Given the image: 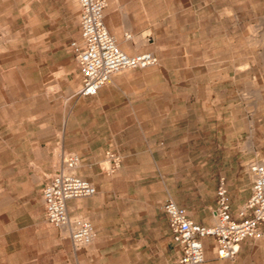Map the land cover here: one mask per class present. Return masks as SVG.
I'll return each mask as SVG.
<instances>
[{
  "label": "rangeland",
  "instance_id": "374dc122",
  "mask_svg": "<svg viewBox=\"0 0 264 264\" xmlns=\"http://www.w3.org/2000/svg\"><path fill=\"white\" fill-rule=\"evenodd\" d=\"M146 2L154 12L144 16L149 49L177 67L153 110L140 113L165 121L145 129L166 153L160 172L127 166L100 196L105 238L99 250L97 239L87 248L91 264H178L163 195L210 213L220 176L233 203L250 191L248 164L258 152L248 147L258 144L251 122L264 112V0ZM78 14L75 0H0V264H74L66 234L41 222L40 190L61 162L76 101L78 84L62 66H77L69 46L80 38ZM142 84L135 78L128 87ZM127 107L122 120L135 118ZM98 165L105 172L106 157Z\"/></svg>",
  "mask_w": 264,
  "mask_h": 264
},
{
  "label": "crops",
  "instance_id": "0c3cea01",
  "mask_svg": "<svg viewBox=\"0 0 264 264\" xmlns=\"http://www.w3.org/2000/svg\"><path fill=\"white\" fill-rule=\"evenodd\" d=\"M148 6L149 4L146 0H107L105 8L107 28L116 36L120 47L128 53L133 54L150 50L149 45L155 43V40L151 43L146 38V35H144V31H148L144 22V16L154 13L147 10ZM127 35H130V37H127ZM150 51H153L157 55L154 50ZM158 59L159 63L157 65L130 69L116 74L112 81L103 86L96 95L76 98L75 103L66 114L67 118L64 122V134L61 141L62 148L66 151L76 152L79 155L80 166L76 168V173L92 181L98 190L97 195L70 200L69 208L73 214L88 215L87 217L93 222L97 232V250L101 248L100 244H103L101 241L105 238L103 227L97 218V211L100 207L98 202L104 192L115 190V177L127 166L147 168L153 174L155 170L161 171V158L166 153L165 143L160 140L158 141L157 136L148 134L145 128L163 125L165 121L149 117L142 118L140 115L142 111L153 110L154 101L156 100L155 95L158 96L163 92H167L162 91L161 85L164 84L167 87L169 83L168 73L171 70L176 71L177 69V67L166 65L169 60L159 57ZM62 67L64 68V78L69 79L71 76L72 85L78 84V87L72 93L74 96L81 83L78 65L72 68H68L66 65ZM135 78L143 82L142 86L129 89V83ZM258 98L261 101L264 100V96L260 95ZM122 102L128 104L126 110L129 112L133 111L135 118L122 120ZM262 106L264 107V103ZM251 126H254L252 135L256 137L258 144L255 145V141L253 140L252 142L250 139L248 147L252 149L254 146H257L258 152L254 157L255 159L260 158V154L264 155V148L259 144V141H264L261 138L263 137L262 133H264L261 128L264 126V112L258 116L255 125L254 121H252ZM50 146L49 144V147H47L48 153H50ZM107 151H117L122 156L120 168L113 173L102 172L98 165L99 160L106 156ZM47 169L51 170L48 167ZM221 177L224 176H220L218 179L216 200L217 188ZM46 182L47 180L43 182V186ZM226 184L229 190L228 180H226ZM251 187L252 177L249 193L246 196L240 195L236 197L234 199L235 203L231 199L232 213L235 217L238 216L239 207L250 196ZM169 196H172L179 204L185 206L197 222L207 225L212 223L211 210L210 213L207 211L203 213L195 208H189L190 205L187 201L176 198L169 190L162 197L161 208ZM40 203L45 211L41 196ZM213 207L211 206L210 209ZM162 211L165 215L169 238L178 247V263L182 250L173 237L167 214L163 208ZM41 222L50 224L46 221L45 213ZM261 228L263 235L260 238H247L241 242L239 254L234 260L218 257L214 252L213 237H205L206 260L201 264H264V223L261 225ZM70 247V259L74 261V264H78V262L91 264V256L93 255L91 251L85 248L75 252L71 243Z\"/></svg>",
  "mask_w": 264,
  "mask_h": 264
},
{
  "label": "built area",
  "instance_id": "2783aa9c",
  "mask_svg": "<svg viewBox=\"0 0 264 264\" xmlns=\"http://www.w3.org/2000/svg\"><path fill=\"white\" fill-rule=\"evenodd\" d=\"M75 1L81 33L80 38L73 40L69 47L75 55L81 83L74 97L94 96L116 74L159 63L153 51L131 54L120 47L105 22L107 0ZM61 155L58 168L42 187L41 200L45 207L46 221L59 227L70 240L73 250L78 252L95 242L97 232L88 217L70 211L69 201L93 196L97 193V187L76 173V168L80 166V157L76 152L64 150ZM105 157L108 162L106 172L113 173L120 168L122 156L119 152L107 151ZM249 171L252 177L251 194L239 207L237 217L232 213L225 177L219 180L216 204L211 209L212 223L209 225L197 222L189 210L172 196L167 198L162 208L167 214L173 237L182 250L178 264L205 262L204 238L207 236L213 237V248L218 257L234 260L243 240L257 239L263 235L264 158L252 160Z\"/></svg>",
  "mask_w": 264,
  "mask_h": 264
},
{
  "label": "bare ground",
  "instance_id": "6f19581e",
  "mask_svg": "<svg viewBox=\"0 0 264 264\" xmlns=\"http://www.w3.org/2000/svg\"><path fill=\"white\" fill-rule=\"evenodd\" d=\"M259 97H260V95H259ZM259 99V98H258ZM258 103V101H256V102H254V104H257ZM251 124H252V122H251ZM60 156H61V154H60Z\"/></svg>",
  "mask_w": 264,
  "mask_h": 264
}]
</instances>
